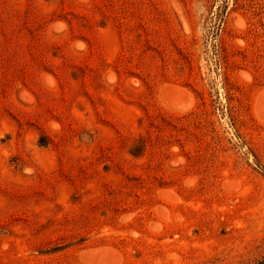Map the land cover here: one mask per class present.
<instances>
[{"label": "rangeland", "instance_id": "374dc122", "mask_svg": "<svg viewBox=\"0 0 264 264\" xmlns=\"http://www.w3.org/2000/svg\"><path fill=\"white\" fill-rule=\"evenodd\" d=\"M0 264H264V0H0Z\"/></svg>", "mask_w": 264, "mask_h": 264}]
</instances>
